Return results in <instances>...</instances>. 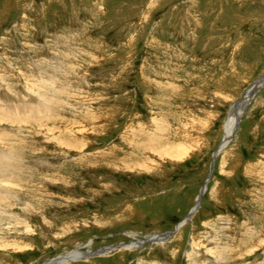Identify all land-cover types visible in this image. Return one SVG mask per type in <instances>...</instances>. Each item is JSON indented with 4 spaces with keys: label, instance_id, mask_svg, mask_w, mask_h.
Wrapping results in <instances>:
<instances>
[{
    "label": "rangeland",
    "instance_id": "374dc122",
    "mask_svg": "<svg viewBox=\"0 0 264 264\" xmlns=\"http://www.w3.org/2000/svg\"><path fill=\"white\" fill-rule=\"evenodd\" d=\"M263 77L264 0H0V264H264Z\"/></svg>",
    "mask_w": 264,
    "mask_h": 264
},
{
    "label": "bare ground",
    "instance_id": "6f19581e",
    "mask_svg": "<svg viewBox=\"0 0 264 264\" xmlns=\"http://www.w3.org/2000/svg\"><path fill=\"white\" fill-rule=\"evenodd\" d=\"M264 81V77L259 79L255 84H253L248 90L247 92L245 93L244 95V98L237 102L238 104H235V107L232 108V111L230 113V117H229V120L226 124V137H225V140H224V145L225 146L226 144H228V142L231 140L232 138V135L234 134V129L236 128L237 126V123L238 121L240 120V118L242 117V115L245 113V110H246V107L250 104V102L253 100L255 94L258 92V90H260L263 86H262V82ZM45 96V95H44ZM17 109V107H16ZM44 109V108H43ZM31 112L32 115H38L39 112H38V109L37 108H31L29 110ZM40 111V110H39ZM43 111V110H42ZM41 111V112H42ZM17 113V112H16ZM41 115V114H40ZM26 117V116H25ZM17 122V121H16ZM157 141V140H156ZM161 142V140H158ZM164 144V143H162ZM161 145V144H160ZM222 146V145H221ZM223 148L220 147V150L215 154L216 155V158L217 156L219 155L220 151L222 150ZM6 179V178H5ZM11 180V179H10ZM3 181V180H2ZM7 182V181H5ZM208 185V184H207ZM207 185L204 187V190L202 192V198L204 196V193L205 191H207ZM179 230L176 229L175 232L173 233H169L170 235H165L162 237L161 236H156V237H153V241L154 240H157V239H161V240H164L168 237H171L175 234H177ZM88 253V252H87ZM78 256L79 257H83L85 258L86 257V254L84 252L80 253V252H77ZM74 256V254L72 255ZM63 259V260H62ZM61 260H54L53 262H51L50 264H62V263H65L67 262L64 258H62Z\"/></svg>",
    "mask_w": 264,
    "mask_h": 264
},
{
    "label": "water",
    "instance_id": "95a60500",
    "mask_svg": "<svg viewBox=\"0 0 264 264\" xmlns=\"http://www.w3.org/2000/svg\"><path fill=\"white\" fill-rule=\"evenodd\" d=\"M262 86L264 87V81L262 82ZM221 147V145H220ZM220 147H219V150H220ZM215 162H216V156L214 154L213 156V160H212V163H211V168H210V174L208 176V178L205 180L201 190H200V193H199V196H198V199H197V202H196V205L195 207L191 210V212L189 213V215L183 220V222L181 224H179L177 226V229L179 230L180 227H182L187 221H189L193 216L194 214L197 212V210L201 207V202H202V192L204 190V187L211 181L212 179V176H213V172H214V165H215Z\"/></svg>",
    "mask_w": 264,
    "mask_h": 264
}]
</instances>
